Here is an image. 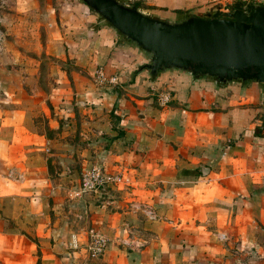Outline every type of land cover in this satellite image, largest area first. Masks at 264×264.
<instances>
[{
	"label": "crops",
	"instance_id": "obj_1",
	"mask_svg": "<svg viewBox=\"0 0 264 264\" xmlns=\"http://www.w3.org/2000/svg\"><path fill=\"white\" fill-rule=\"evenodd\" d=\"M120 1L171 20L216 10L210 0ZM91 12L81 0H0L11 40L35 30L32 48L72 61L45 82L44 60L28 55L1 78L11 85L0 93V264H72L91 227L117 264H264L262 83L178 68L150 77L146 52ZM98 67L119 82L99 89ZM94 163L131 182L75 194Z\"/></svg>",
	"mask_w": 264,
	"mask_h": 264
},
{
	"label": "water",
	"instance_id": "obj_2",
	"mask_svg": "<svg viewBox=\"0 0 264 264\" xmlns=\"http://www.w3.org/2000/svg\"><path fill=\"white\" fill-rule=\"evenodd\" d=\"M149 57L151 74L167 68L225 82L256 80L264 91V4L234 0L179 20L152 16L120 0H83Z\"/></svg>",
	"mask_w": 264,
	"mask_h": 264
},
{
	"label": "rangeland",
	"instance_id": "obj_3",
	"mask_svg": "<svg viewBox=\"0 0 264 264\" xmlns=\"http://www.w3.org/2000/svg\"><path fill=\"white\" fill-rule=\"evenodd\" d=\"M81 1H83V0H81ZM210 3H212V5L215 6L216 1L210 0ZM86 6H88V8H90V10L93 12V13L91 12V14H94L95 18L97 19V21L100 22L101 25L109 23L101 15H99V16H101V18L98 17V13L95 12L88 4H86ZM173 20H179V19H173ZM9 21L13 22V24L15 23V20H13V19L6 20V22H9ZM17 23L19 24V21H17ZM9 24H11V23H8L6 26H9ZM6 26L2 24V27H3V29H2L1 25H0V81H1L2 77H4L5 80H7L10 77V75L12 74V71H15V67H13L15 62H18L21 59L25 62L28 59H30L29 57H32L31 55H34L36 57H40L41 60H44L41 63V70H42V74L44 75V81L45 82L47 81L46 77H48L50 75H53L55 77V75H57V73L60 74V71L62 73L69 72V69H71V66H72L71 57H69V58L67 57L68 59H61L55 53H50L48 51H44V52L43 51H36V48H32V45L36 44L35 43V41H36L35 30H17V32L18 31L23 32L22 33L23 36L26 35L25 32H27L28 38H27V40H24L23 36H21L19 43H16L14 40H11V39H13V38H11L12 35H11V33L8 32V30H6ZM18 37L19 36H17V38ZM33 37H34V39H33ZM14 45L15 46L17 45L21 48L19 50V52H17V56H19V59H16V57H13L14 54H16V51H14V49H15ZM28 55H29V57H28ZM61 61H63L64 63H63L61 70H58V67L62 64ZM29 68L33 69L32 67H29ZM25 73L27 74V72H25V71L22 72L23 75ZM91 76H92L94 82L96 83V86H98L99 89H101L103 91L108 89L107 86L112 85V84H108L105 81L98 80L96 77V71L94 72V74L92 73ZM10 85H11L10 83H8V84L6 83L5 86L3 87L1 85V82H0V93H3L5 91H9ZM109 88H111V87H109ZM86 102L89 103V101H86ZM99 103L100 104H98V105H101V102H99ZM85 106H87V105H85ZM85 114L87 115V112H85ZM69 119H70V117L67 120L71 124L72 121H70ZM83 131L84 130L82 128V133L79 135L81 137H83L82 140L86 141V140H88V138L85 137ZM67 137H71V135L68 134ZM81 148L83 149L84 147H81ZM82 156H84V155H82ZM94 164H96V163H94ZM91 165L85 167V169L83 168L82 170H80V176H82V174L85 172V170L88 167H90ZM129 245H131V244H129ZM109 246H110V244L108 245V247ZM108 247L99 256H91L88 251L83 250L81 252V254L76 255V258L74 261H72V264H117L115 261L110 259V257H107ZM117 247L121 248L120 246H117Z\"/></svg>",
	"mask_w": 264,
	"mask_h": 264
},
{
	"label": "built area",
	"instance_id": "obj_4",
	"mask_svg": "<svg viewBox=\"0 0 264 264\" xmlns=\"http://www.w3.org/2000/svg\"><path fill=\"white\" fill-rule=\"evenodd\" d=\"M217 1V0H213ZM226 5L221 2H216L215 8L221 10H229ZM96 77L100 81H105L108 84H117L119 82V77L117 74L107 75L102 67L96 69ZM169 93H158V97L162 101H166L169 97ZM131 182V177L128 173L123 171H108L101 164H92L88 167L82 174L79 182V187L75 190V194L78 193H102L105 190L111 189L118 184L128 185ZM146 213L150 217L155 214L152 210H146ZM87 243L85 244L86 251L89 252L91 256L101 255L109 245V238L103 234L98 229L93 227L88 228L87 232ZM126 243V241H125ZM126 244H131L128 242ZM71 247H79L78 242L75 240L74 236L70 242Z\"/></svg>",
	"mask_w": 264,
	"mask_h": 264
},
{
	"label": "trees",
	"instance_id": "obj_5",
	"mask_svg": "<svg viewBox=\"0 0 264 264\" xmlns=\"http://www.w3.org/2000/svg\"><path fill=\"white\" fill-rule=\"evenodd\" d=\"M261 4H262V3H261ZM98 17L101 18V16H99V14H98ZM108 25L111 26L114 30H116V31H117L118 33H120L121 35H124V34H122L121 32H119L115 27H113L110 23H108ZM127 39H128V38H127ZM128 41H129V42H132L134 45H136L135 42H133L132 40L128 39ZM136 46H137V45H136ZM137 47L139 48V46H137ZM137 70H138V67L135 68V69L133 70V73H134V72L137 73V72H138ZM157 72H160V70L157 71ZM156 75H157V73H156V74H152L150 77H155Z\"/></svg>",
	"mask_w": 264,
	"mask_h": 264
}]
</instances>
